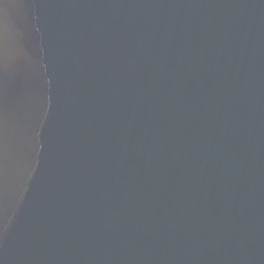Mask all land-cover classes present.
Segmentation results:
<instances>
[{"label":"water","instance_id":"95a60500","mask_svg":"<svg viewBox=\"0 0 264 264\" xmlns=\"http://www.w3.org/2000/svg\"><path fill=\"white\" fill-rule=\"evenodd\" d=\"M0 264H264V0H0Z\"/></svg>","mask_w":264,"mask_h":264}]
</instances>
